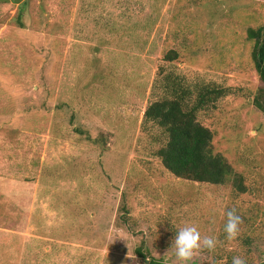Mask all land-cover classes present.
I'll return each mask as SVG.
<instances>
[{"label": "rangeland", "instance_id": "1", "mask_svg": "<svg viewBox=\"0 0 264 264\" xmlns=\"http://www.w3.org/2000/svg\"><path fill=\"white\" fill-rule=\"evenodd\" d=\"M263 24L264 0H0V264H181L172 242L188 225L217 242L188 264H263L262 83L246 32ZM166 75L226 89L195 118L243 192L161 165L164 136L142 114Z\"/></svg>", "mask_w": 264, "mask_h": 264}, {"label": "trees", "instance_id": "2", "mask_svg": "<svg viewBox=\"0 0 264 264\" xmlns=\"http://www.w3.org/2000/svg\"><path fill=\"white\" fill-rule=\"evenodd\" d=\"M246 32L248 38L253 39L251 59L262 83L251 102L264 114V24L256 29L248 28ZM174 54L168 51L164 58L171 60ZM163 80L165 95L149 102L142 114L143 121L156 126L164 136L163 143L155 151L161 165L175 177L199 183L219 185L231 177L237 190L243 192L240 177L220 153L214 152L212 132L195 118L197 111L223 96L226 89L185 84L169 75ZM143 264L167 263L148 259Z\"/></svg>", "mask_w": 264, "mask_h": 264}, {"label": "clouds", "instance_id": "3", "mask_svg": "<svg viewBox=\"0 0 264 264\" xmlns=\"http://www.w3.org/2000/svg\"><path fill=\"white\" fill-rule=\"evenodd\" d=\"M243 223L242 217L237 214L236 209H230L226 212V223L224 233L226 240H235L239 234V226ZM216 239L210 236L201 237L198 228L194 225H188L180 228L175 235L172 245L175 248V256L181 264H188L194 254L207 250L214 251L216 248ZM232 264H247L241 256H234Z\"/></svg>", "mask_w": 264, "mask_h": 264}]
</instances>
